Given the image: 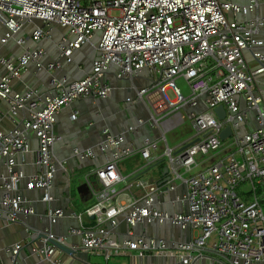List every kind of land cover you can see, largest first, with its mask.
Masks as SVG:
<instances>
[{
    "label": "built area",
    "instance_id": "2783aa9c",
    "mask_svg": "<svg viewBox=\"0 0 264 264\" xmlns=\"http://www.w3.org/2000/svg\"><path fill=\"white\" fill-rule=\"evenodd\" d=\"M262 5L264 0H0V45L12 40L21 48L17 55L0 54V100L8 106L9 119L22 114L18 124L9 130L0 129V161L5 168L0 173V228L35 214L30 201L19 191L22 181L26 190L39 191L40 201L46 204L41 220L46 216L54 224L64 216L62 208L50 206L54 174L61 165L53 152L57 139L54 126L60 109L81 97L107 98L111 85L106 74L112 66L117 67V78L132 79L143 69L152 74L147 86L136 89V96L146 100L152 109L150 118H138L117 133L103 128L102 139L95 147L72 149L79 160L93 158L96 150L105 155L104 163L92 172L99 187L86 179L95 201L81 212L69 213L78 224L65 233L55 234L51 227H45L34 234L42 233L30 247L34 264H64L56 251L66 252L52 241L62 244L72 235L80 241L78 247L69 245L74 253L68 255L75 254L78 248L87 254H100L101 264H109L112 255L126 250L139 256L146 252L162 255L176 264H194L203 258L200 250L210 238L212 252L229 264H264ZM55 26L65 29L57 42L58 59L45 63L46 51L36 43L50 38ZM83 44H90L96 54L91 70L81 78L60 80L52 76L48 91L12 89V81L29 65L52 71L61 66V60L70 62L74 51ZM246 53L254 60L253 66ZM177 77L186 81L188 95L176 86ZM242 99L245 109L240 107ZM218 105L225 111L223 118L215 112ZM184 106L193 127L191 139L196 141L171 147L162 134L159 138L145 136L138 148L124 144L125 134L136 132L146 122L152 128L167 124L172 129L182 120L178 109ZM248 110L255 111L258 126L238 134ZM226 125H230L231 133L222 140L219 133ZM30 133L37 140L35 148H31ZM159 140L164 144L161 157L166 159L169 179L153 184L140 198L120 204L116 201V184L124 176L118 162L137 151L145 165L150 164L160 157L153 154ZM225 140L228 153L224 158L183 176V169L188 172L197 165V156L218 151ZM184 143L189 144L183 148ZM29 150L37 170L26 175L17 160ZM177 180L185 186L181 197L185 209L167 212L156 208L159 193L173 190ZM243 182L249 184V189L242 192L249 195V201L237 191ZM141 184L144 188L150 186ZM124 211V220L131 227L169 223L199 233L193 239L169 243L162 237L133 236L129 231V238L118 242L111 237V230ZM83 215L93 216L91 226L84 225ZM23 244H5L0 254L9 264H18ZM2 256L0 264H4ZM224 261L218 264H226Z\"/></svg>",
    "mask_w": 264,
    "mask_h": 264
},
{
    "label": "crops",
    "instance_id": "0c3cea01",
    "mask_svg": "<svg viewBox=\"0 0 264 264\" xmlns=\"http://www.w3.org/2000/svg\"><path fill=\"white\" fill-rule=\"evenodd\" d=\"M1 32L2 31L0 27V35ZM52 32L53 34L50 38H42L36 43L37 46L42 47L46 51L43 57V62L45 63L58 59L57 42L59 41V37L61 36V34L65 32V29L59 26H55ZM28 43L32 44V42ZM20 52L21 48L12 40L8 42L7 45H0V54L2 55H17ZM84 52H86L87 54L83 56L82 60H88V67L86 69L80 67V62L76 60V54L83 55ZM95 54L96 52L90 44H83L79 49L74 51L72 60L70 62L61 60V66L52 71H46L44 69L36 70L31 64L20 75L19 78H16L12 81V89L21 91L27 87H31L37 88L41 91H48L51 89V86L49 85V79L52 76L60 80L79 79L91 70V63ZM246 57L249 61V64L253 66L255 64L254 60L249 56L248 53H246ZM1 72H3L2 69H0V73ZM116 72L117 67L112 66L106 74V80L110 83L111 90L109 96L107 98H104L105 101L109 100L110 103L108 105H105V108L102 109L104 110L103 113H100V109H97L99 103L95 102L103 99L81 97L74 100L70 105L61 108L56 115L54 132L57 136V139L53 144V152L57 160L61 161V165L57 167L54 174L53 186L50 189V194L52 196L50 206L52 208H62L64 212H66V214L60 217L54 224H52L51 230L55 234H63L69 227L77 226V219L67 214L69 208L76 212H81L85 207L91 205L95 201V195L92 193L90 188L86 193L81 194L78 192L77 187L82 183H86V179H88L90 176H93L92 172L94 168L98 165L103 164L105 161V155L101 154L97 150L93 158L79 160L72 154V149L74 147H95V145L102 139L101 130L103 128H108L111 132L117 133L128 125L135 123L136 121L135 117L133 116L126 119L122 114H120L118 105L116 102H114V96L111 97V99L109 98L112 93L111 91L118 89L119 91L124 92V90L126 89V91L128 92L127 94H130L133 88L135 91L134 100L132 99V96L120 97V100L123 101V103L127 107L131 105L133 101L136 105L139 106L129 108V113L131 114L134 111L137 115V119L143 118L146 120L150 118V114L152 113V109L148 102L146 100L139 99L136 96V89L149 84V80L151 77H148L140 72L138 76L132 79H129L127 77L117 78L115 76ZM121 80L127 81V86L117 87L114 85V82L117 83V81ZM137 80H145L146 84L143 86L139 85L137 83ZM188 94L189 92L186 95ZM128 97L131 100L127 101ZM82 103L89 105L90 107L93 106L95 107V109H93V112H91V114L89 115H87V113H82ZM240 107L242 109H245L246 107L243 99L240 102ZM7 109L8 106L6 102L0 100V129L2 130H9L12 126L18 124L22 119L21 113H18V115H16L13 120L9 119L6 115ZM187 110L188 108L185 106L178 109V113L180 114V116H182V120L173 128L184 123V120L187 119L185 116ZM74 111L77 112L76 116L75 118H71V114ZM85 115L89 117H86ZM241 125L237 129L238 134H242L249 130L257 128L258 123L254 110L247 111V117L244 122L241 123ZM243 126L244 128H242L241 132L240 128ZM184 129L186 134L183 135L181 139L174 138L171 147H176L178 144L184 141L186 143L194 140L191 139V136L193 135V127L190 121L189 125ZM169 130L171 129H168L167 124L155 126L154 128H152L148 124V122H146L142 126H140L136 132L126 133L124 144L131 145L134 148H138L145 136H149L151 138H159L160 136H162V134H165L166 136V132H168ZM29 141L31 148H35L37 140L33 133L29 134ZM227 141L228 140L224 141L223 147L218 151L206 155L197 156V165L190 168L188 172L183 169V176L202 170L209 166L212 162L217 161V159L224 158L228 153L226 147V144L228 143ZM163 147V142L159 140V148L153 154L160 157L150 164L145 165L144 160L137 151L118 162L119 170L124 176V180L116 184V201L118 200L117 202H119L120 204H126L133 198H140L144 194V192L148 190L153 184L159 183L162 179H164L166 175L163 174V167L167 165V162L165 158L161 157ZM108 155L110 156V153ZM127 159L133 160V162L130 164L133 165V168L130 171H127L124 166H121V163ZM17 162L19 168H21L26 175L34 173L37 170V167L33 164V153L30 150L20 155ZM152 167L153 169H151ZM4 171L5 168L0 161V173ZM149 174L155 175L153 177L154 179H152L151 181H147L144 179V177ZM141 182H146L147 184H150V186L144 188V185L141 184ZM184 189L185 186L181 180L175 181V187L173 190L159 193L158 197L156 198L157 201L155 202L156 208L167 212L184 210L185 203L181 200ZM19 191L30 201L35 210V214L28 216L27 218L23 219V222L20 223L3 224L0 228V247L5 244H11L15 241H23V248L19 252L17 263L34 264L36 259L30 251L31 245H29L28 242L32 239L36 232L45 230V222L44 220H41V213L46 210V204L40 201V192L26 190L24 188L23 181L20 184ZM176 196H179L180 199L176 200ZM125 213L126 212L124 211L117 216V224L111 230V237L118 242L123 241L125 238H129V231H132L133 236L142 234L145 236L162 237L168 240L169 243L179 240H190L195 238L199 233L198 230H193L190 228L182 230L179 227L173 226L169 223H144L131 227L124 220ZM82 219L84 225L86 226H91L93 224V218H91L90 216L83 215ZM25 227L28 228V233L26 232ZM79 241L80 240L78 236L72 235L67 238L65 243L70 246L78 247ZM211 241L212 240L210 238L206 242L204 248L200 250L203 258L199 259L194 264H218L219 262L224 261L222 257L213 253L210 249ZM193 253L198 254L199 252L193 251ZM0 255L2 256V254ZM56 255L62 258L64 264H101V262L103 261V257L100 254H87L78 248L73 255L59 252V250L56 251ZM2 258L4 264L10 263L5 259L4 256H2ZM108 263L176 264L174 259L169 262V259L162 255H153L149 252H146L142 256H139L135 251L131 250H126V252L124 253H117L115 255H112L108 260ZM224 263L229 264L226 261H224ZM40 264L49 263L44 261Z\"/></svg>",
    "mask_w": 264,
    "mask_h": 264
},
{
    "label": "rangeland",
    "instance_id": "374dc122",
    "mask_svg": "<svg viewBox=\"0 0 264 264\" xmlns=\"http://www.w3.org/2000/svg\"><path fill=\"white\" fill-rule=\"evenodd\" d=\"M259 12H260V14H264V6L263 5L260 6ZM86 54H87L86 52H84L83 55L82 54H80V55H77L76 54V60L80 62V67H83L84 69H86L88 67V60L87 59L82 60L83 59V56H85ZM89 57H91V56H89ZM141 73L144 74V75H146V76H148V77H152L151 73H149L146 69H143L141 71ZM135 83H136V81H135ZM137 83L139 85H142L143 86V85L146 84V81L145 80H137ZM175 84H176L177 87H179V89L181 90V92L184 95H186L189 92L188 85H187L186 81L182 77H177L175 79ZM114 85L117 86V87L118 86H127V81H122V80L121 81H117V83L114 82ZM111 92L112 93H111V96L109 98L111 99V97L114 96L113 97L114 98V102L117 103L118 108H119V111H120V114H122L126 119L133 116V117H135V120L137 121V115H136V113L133 111L130 114L129 113L130 112L129 111V108H132L134 106L135 107H139V106L136 105L134 103V101H133V103L127 107V106H125V104L123 103V101L120 100V97L121 96H132V99L134 100L135 99V91H134V89L132 88V91L130 92V94H127L128 92L126 91V89L124 90V92H121L118 89L112 90ZM169 96L170 97L173 96L170 91H169ZM95 102L96 103H99L97 109H100V113H103L104 110H102V109L105 108V105H108L110 103L109 100L108 101L107 100L105 101V99L98 100V101H95ZM136 102H137V100H136ZM81 107L83 108L82 113H87V115L91 114V112H93V109H95V107H93V106L90 107L89 105H86L84 103L81 104ZM87 115H85V116L86 117H89ZM114 116H115V114H114ZM119 117H120V115H119ZM188 125H189V121L187 119H185L183 124H181V125L173 128V129L169 130L168 132H166V142H167V144L169 146H171L172 145V141H173L174 138L181 139V137L186 134L184 128L186 126H188ZM242 128H244V126L240 128V131L242 130ZM132 162H133L132 159H127V160H125L124 162L121 163V166H124L127 171H130L133 168V165H130ZM151 169H153V167ZM154 176L155 175H150L149 174L146 177H144V179L147 180V181H151L152 179H154L153 178ZM248 189H249L248 182H243L241 185H239V187L237 188V191L239 193H242V192H246Z\"/></svg>",
    "mask_w": 264,
    "mask_h": 264
},
{
    "label": "water",
    "instance_id": "95a60500",
    "mask_svg": "<svg viewBox=\"0 0 264 264\" xmlns=\"http://www.w3.org/2000/svg\"><path fill=\"white\" fill-rule=\"evenodd\" d=\"M215 112L217 113V116H218L219 118H223V117H224L225 111H224L222 105H218V106L215 108ZM230 133H231L230 125H226V126L220 131L219 136H220V138L223 140V139H225L228 135H230ZM196 140H197V139L191 141L190 143H192V142H194V141H196ZM188 144H189V143L185 144V145L183 146V148H184L185 146H187ZM163 174H165L166 176L164 177V179H162V180L160 181V183H163V182H165L166 180L169 179V175H168V166H167V165H165V166L163 167ZM77 190H78L79 193L84 194V193H86V192L89 190V187H88L87 183H82V184H80V185L77 187ZM72 211H73V210L69 208L68 211H67V214L71 213ZM65 214H66V212H64V215H65ZM91 218H93V216H91ZM42 220H44V222H45V227H46V228H50V227L52 226V224H50L49 221H48V220H49L48 217L45 216L44 219H42ZM41 235H42V233L38 234L37 236H34V237L31 239V241L29 242V245H31L32 242H34L35 239L38 238V237H40ZM52 243H53L58 249L63 250V251L66 252L67 254L74 253V252L69 248V245H67L66 243H62V244H60V243H57V242H55V241H52Z\"/></svg>",
    "mask_w": 264,
    "mask_h": 264
},
{
    "label": "trees",
    "instance_id": "16d2710c",
    "mask_svg": "<svg viewBox=\"0 0 264 264\" xmlns=\"http://www.w3.org/2000/svg\"><path fill=\"white\" fill-rule=\"evenodd\" d=\"M89 181L93 184V186H94L95 188H98V187H99L98 182H97V180L95 179L94 176H90V177H89ZM240 194L242 195V197H243L244 200L249 201V198H250V197H249L248 195H244V194H242V193H240Z\"/></svg>",
    "mask_w": 264,
    "mask_h": 264
}]
</instances>
